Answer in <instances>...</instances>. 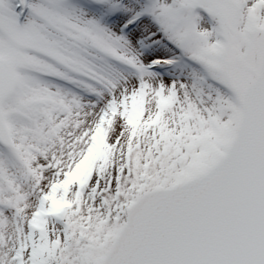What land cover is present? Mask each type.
Instances as JSON below:
<instances>
[{
  "label": "snow or ice",
  "instance_id": "1",
  "mask_svg": "<svg viewBox=\"0 0 264 264\" xmlns=\"http://www.w3.org/2000/svg\"><path fill=\"white\" fill-rule=\"evenodd\" d=\"M0 264H264V0H0Z\"/></svg>",
  "mask_w": 264,
  "mask_h": 264
}]
</instances>
